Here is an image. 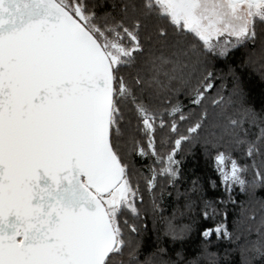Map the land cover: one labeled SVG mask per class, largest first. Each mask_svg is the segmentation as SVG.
Returning <instances> with one entry per match:
<instances>
[{
    "label": "snow or ice",
    "instance_id": "6c2138e0",
    "mask_svg": "<svg viewBox=\"0 0 264 264\" xmlns=\"http://www.w3.org/2000/svg\"><path fill=\"white\" fill-rule=\"evenodd\" d=\"M194 2L0 0V264H264V0Z\"/></svg>",
    "mask_w": 264,
    "mask_h": 264
},
{
    "label": "trees",
    "instance_id": "16d2710c",
    "mask_svg": "<svg viewBox=\"0 0 264 264\" xmlns=\"http://www.w3.org/2000/svg\"><path fill=\"white\" fill-rule=\"evenodd\" d=\"M254 19H258L257 17ZM253 19V20H254ZM250 48V44L247 40L236 45L235 48L230 49L229 55L221 61L219 58L210 59L208 64L209 68L218 73V75L226 76L229 68H232L236 71V75L239 79L240 87L244 92V103L252 107L255 111L261 112L264 111V79H261L259 75V66L257 68H249L243 65V60L247 54V51ZM232 86L231 77L227 78L226 88L227 91ZM200 148L197 146L196 153L199 154ZM203 164V161H197ZM194 160L189 157L185 160L184 166L187 169H192ZM237 200H242L244 197L238 191L236 192ZM167 207L171 210L172 202L168 201ZM233 217L236 213H239V209L232 210ZM192 245L198 243L196 235H193ZM228 247V245L221 242L219 248L223 249Z\"/></svg>",
    "mask_w": 264,
    "mask_h": 264
},
{
    "label": "rangeland",
    "instance_id": "374dc122",
    "mask_svg": "<svg viewBox=\"0 0 264 264\" xmlns=\"http://www.w3.org/2000/svg\"><path fill=\"white\" fill-rule=\"evenodd\" d=\"M194 8L204 24H207L209 19L220 17L217 24L220 29H239L256 18L247 3L233 4L229 0H195ZM210 9L215 11L214 16L210 15ZM261 11H264V8Z\"/></svg>",
    "mask_w": 264,
    "mask_h": 264
},
{
    "label": "water",
    "instance_id": "95a60500",
    "mask_svg": "<svg viewBox=\"0 0 264 264\" xmlns=\"http://www.w3.org/2000/svg\"><path fill=\"white\" fill-rule=\"evenodd\" d=\"M230 2H232V0H229Z\"/></svg>",
    "mask_w": 264,
    "mask_h": 264
}]
</instances>
